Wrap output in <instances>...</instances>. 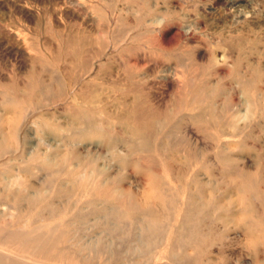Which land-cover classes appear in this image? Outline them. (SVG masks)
<instances>
[{
    "label": "rangeland",
    "instance_id": "1",
    "mask_svg": "<svg viewBox=\"0 0 264 264\" xmlns=\"http://www.w3.org/2000/svg\"><path fill=\"white\" fill-rule=\"evenodd\" d=\"M263 78L264 0H0V133L30 120L0 153L5 178L29 185L0 186V250L22 264H264ZM43 152L58 165L41 168ZM4 225L38 234L10 246ZM51 234L66 258L39 253Z\"/></svg>",
    "mask_w": 264,
    "mask_h": 264
},
{
    "label": "bare ground",
    "instance_id": "2",
    "mask_svg": "<svg viewBox=\"0 0 264 264\" xmlns=\"http://www.w3.org/2000/svg\"><path fill=\"white\" fill-rule=\"evenodd\" d=\"M81 1V0H80ZM235 1H238V0H235ZM240 1V0H239ZM102 7V6H101ZM233 10V9H232ZM247 20H242V21H238L237 23L238 24H240V25H243L244 24V22H246ZM253 21L251 20V23H252ZM237 24V25H238ZM236 61V60H235ZM94 65V64H93ZM234 65V64H233ZM254 71V70H253ZM255 72V71H254ZM90 73V72H89ZM244 73V72H243ZM252 73V72H251ZM262 74V73H261ZM84 75V74H83ZM256 75V74H255ZM259 75V74H258ZM257 75V76H258ZM262 76V75H261ZM238 77V76H237ZM83 78V77H82ZM244 78V77H243ZM255 78V77H254ZM261 78V77H260ZM252 79H253V77H252ZM264 79V78H263ZM257 82H258V80H257ZM78 84V83H77ZM76 84V85H77ZM239 83H237V85H238ZM250 84H251V81H250ZM249 84V85H250ZM252 84H254L253 82H252ZM70 85H71V83H70ZM240 85V84H239ZM255 85H256V83L254 84V87H255ZM252 86V85H251ZM25 91V90H24ZM249 92H247V96H248V98L250 99V102L249 103H251L250 104V109H249V115H251V119L253 120H251L252 122H254L255 121V123H256V116H257V114L260 112V107H259V103L257 102L258 100V98H257V96H256V94H255V92H254V88L253 87H249V90H248ZM256 91V90H255ZM91 94V93H90ZM263 94V93H262ZM261 94V95H262ZM258 95V94H257ZM194 96V95H193ZM193 98V97H192ZM24 99V98H23ZM249 99H247V100H249ZM260 100V99H259ZM208 101V100H207ZM192 102V101H191ZM204 102V101H203ZM190 103V102H189ZM79 104V103H78ZM205 104V103H204ZM71 105V104H70ZM214 105V104H213ZM163 106V105H162ZM183 106V105H182ZM107 107V106H106ZM202 107V106H201ZM49 110V109H48ZM103 110V109H102ZM263 110V109H262ZM50 111V110H49ZM7 112V111H6ZM45 112V111H44ZM263 112V111H262ZM248 113V112H247ZM78 114V113H77ZM261 114V113H260ZM263 114V113H262ZM48 115V114H47ZM95 115V114H94ZM103 115V114H102ZM196 115V114H195ZM3 116V115H2ZM76 116V115H75ZM197 116V115H196ZM195 116V117H196ZM230 116V115H229ZM27 117V116H26ZM25 117V118H26ZM105 117V116H104ZM111 117V116H110ZM185 117V116H184ZM2 118L3 117H1L0 116V121L2 120ZM24 118V119H25ZM47 118V117H46ZM49 118V117H48ZM85 118H88V117H85ZM122 118V117H121ZM186 118V117H185ZM230 118H231V116H230ZM261 118V117H260ZM24 119H17V120H15V121H11V123H10V126H9V130H10V133H8L9 134V136L7 135V137H5V135L4 134H1L0 133V153H3V152H5L6 151V148H8V147H10V145H8V140L10 139V135H18L20 132H21V130H23L24 128L26 129V127L28 126V124H30L29 123V119H26V120H24ZM41 119V118H40ZM34 120V119H33ZM39 120V119H38ZM44 120V119H43ZM74 120V119H73ZM83 120V119H82ZM236 119L234 118H232V120L230 119V122L233 124H231V126H232V128L231 129H233L234 130V128L236 129V121H235ZM22 121H24V122H22ZM46 121V120H45ZM48 121V120H47ZM46 121V122H47ZM88 121H89V118H88ZM114 121V120H113ZM116 121H118V119H116ZM229 121V120H228ZM8 122V121H7ZM36 122V121H35ZM46 122L44 123V125H46L47 126V124H46ZM123 122V121H122ZM121 122V123H122ZM83 123V122H82ZM9 124V123H8ZM20 124H23V125H20ZM88 124V123H87ZM101 124V123H100ZM109 124V123H108ZM116 124V123H115ZM122 124H124V123H122ZM238 124V123H237ZM43 125V126H44ZM91 125V124H90ZM254 125V124H253ZM70 126V125H69ZM84 126V125H83ZM102 126V125H101ZM111 126V125H110ZM115 126V125H114ZM129 126V125H128ZM154 126V125H153ZM234 126V127H233ZM5 127V126H4ZM50 127H52V125L50 126ZM124 127V126H123ZM250 127V126H249ZM261 127V126H260ZM86 128V127H85ZM98 129H99V127H97ZM101 128V127H100ZM150 128V127H149ZM44 129V128H43ZM43 129H40L39 131L40 132H42V133H45V131L43 130ZM49 129V128H48ZM88 129V128H87ZM133 130V129H132ZM131 130V131H132ZM228 130H229V128H228ZM238 130V129H237ZM240 130V129H239ZM243 130V129H242ZM253 130V129H252ZM1 131V130H0ZM97 131V130H96ZM130 131V132H131ZM232 131V130H231ZM5 132V131H4ZM129 132V131H128ZM235 132H236V130H235ZM238 132V131H237ZM86 133V132H85ZM92 133V132H91ZM98 133V132H97ZM127 133V132H126ZM156 133V132H155ZM7 134V133H6ZM47 134V133H46ZM144 134V133H143ZM44 135V134H43ZM113 135V134H112ZM146 135V132H145V134H144V136H143V140L144 141H146V139H144V137H146L145 136ZM216 135V134H215ZM214 135V136H215ZM229 135V134H228ZM158 136V135H157ZM157 136H154V137H157ZM217 136V135H216ZM227 136V135H226ZM142 137V136H141ZM141 137H140V139H141ZM80 138V137H79ZM153 138V137H152ZM215 138H217V137H215ZM143 140H141V141H143ZM15 141H17V140H15ZM140 141V140H139ZM140 141V142H141ZM143 141V142H144ZM220 141V140H219ZM79 142V141H78ZM147 142V141H146ZM232 142V141H231ZM236 142V141H235ZM237 143V142H236ZM82 144V143H81ZM142 144V143H141ZM225 144H227V143H225ZM223 145V144H222ZM221 145V146H222ZM229 145V144H228ZM240 145V144H239ZM59 147V146H58ZM171 147V146H170ZM186 148V147H185ZM222 148H224V147H222ZM231 148V147H230ZM218 150V149H217ZM220 150V149H219ZM233 150V149H232ZM10 152V151H9ZM71 152V151H70ZM162 152V151H161ZM189 152V151H188ZM220 152H223L222 150L220 151ZM6 153H8V152H5L4 154H6ZM23 153V152H22ZM44 153V152H43ZM67 153V152H66ZM3 154V155H4ZM190 154V153H189ZM38 155V156H37ZM36 155V157L38 158V161L36 160V162H38V164L40 163V166H41V168L43 167V169H47V168H49V167H51V166H54V165H58V162H56V160H53L52 159V156H50V154H37ZM59 155V154H58ZM199 155V154H198ZM220 155V154H219ZM189 156H191V154L189 155ZM233 156V155H232ZM2 157V156H1ZM158 157H160V155L158 156ZM5 159V158H4ZM160 161H161V164H162V172L165 174L164 176H166V175H168V174H166V171L168 170V165L169 164H167L168 162L166 161V160H164V158L162 157H160ZM6 160H7V158H6ZM62 160V159H61ZM222 160V159H221ZM11 161V160H10ZM65 161V160H64ZM63 161V162H64ZM68 160H66V162H67ZM4 162V161H3ZM35 162V163H36ZM62 162V161H61ZM6 163V162H5ZM4 163V164H5ZM33 163V162H32ZM65 163V162H64ZM0 164H1V161H0ZM7 164V163H6ZM37 164V165H38ZM80 164V163H79ZM226 164V163H225ZM31 165V164H30ZM29 165V166H30ZM157 165V164H156ZM3 166V165H2ZM6 166H8V165H6ZM19 167H21V166H19ZM18 167V168H19ZM31 167V166H30ZM34 167V166H33ZM37 167V166H36ZM91 167V166H90ZM2 168V167H1ZM26 168V167H25ZM40 168V169H41ZM20 169H23V168H20ZM50 169V168H49ZM48 169V170H49ZM205 169H206V167H205ZM34 170H35V168H34ZM80 170V169H79ZM79 170H77V172L79 171ZM4 171V170H3ZM2 170H0V186H3V188L5 187V189H7L8 191H10V192H14L15 193V186H17L16 187V190L18 189V186H20L19 188H20V190H23L22 189V187L24 188V189H26L25 187L26 186H28L29 187V185L27 184V182H25L26 181V179H20V178H17V179H15V177H13L14 179H15V181L13 182V180H10V181H8L6 178H5V174L4 173H6L7 171H8V173H10V170L7 168V170H5L4 172H3ZM20 171V170H19ZM169 171V170H168ZM25 172V171H24ZM35 172H37V170L35 171ZM7 173V174H8ZM28 173H29V171H28ZM6 174V175H7ZM10 174H12V171H11V173ZM160 174V173H159ZM29 175V174H28ZM194 175H196V174H194ZM208 175V174H207ZM8 176H12V175H8ZM20 176V175H19ZM89 177V176H88ZM88 177H85L86 178V180H85V178L84 179H81L80 181L82 182V183H84L83 185L85 186L86 185V183L88 182ZM167 177V176H166ZM75 178H76V176H75ZM80 178V177H79ZM78 178V179H79ZM88 178V179H87ZM168 178V177H167ZM11 179H12V177H11ZM77 179V178H76ZM8 182H7V181ZM25 180V181H24ZM167 180V179H166ZM12 181V182H11ZM77 181V180H76ZM75 181V182H76ZM90 181V180H89ZM168 181H171L170 180V178H168ZM173 181V180H172ZM33 182V181H32ZM63 182V181H62ZM167 182V181H166ZM200 182V181H199ZM1 183H3V184H1ZM168 183V182H167ZM88 184V183H87ZM169 184H170V182H169ZM81 185V184H80ZM25 186V187H24ZM59 186V185H58ZM82 186V185H81ZM80 186V187H81ZM57 187V186H56ZM60 187V186H59ZM66 187H67V185H66ZM76 187V186H75ZM79 187V186H78ZM79 187V188H80ZM97 187V186H96ZM64 188H65V186H64ZM85 188V187H84ZM204 188V187H203ZM72 189V188H71ZM87 189V188H86ZM84 190V189H83ZM24 191V190H23ZM27 191V190H26ZM7 192V191H6ZM6 192H4L5 194L4 195H6ZM18 193H19V191H17ZM73 192V191H72ZM200 192V191H199ZM3 193V192H2ZM102 194H104V190L101 192ZM107 193H109L108 191H107ZM113 193V192H112ZM8 194L10 195L11 193H9L8 192ZM13 194V193H12ZM33 194H36V192H34ZM27 195V194H26ZM100 195V194H99ZM112 196V194H108V196ZM116 195V194H115ZM201 195V194H200ZM14 196V195H13ZM40 196H41V193H40ZM98 196V195H97ZM102 196V195H101ZM104 196V195H103ZM106 197H108L107 195H105ZM117 196V195H116ZM202 196V195H201ZM200 196V197H201ZM7 197H9L8 195L6 196V198ZM24 197V196H23ZM26 197V196H25ZM25 197L24 198H21V199H23V201L25 202L26 200H25ZM32 197H34V195H32ZM4 199H5V197H4ZM8 199V198H7ZM11 199V198H10ZM20 199V200H21ZM32 199V198H31ZM118 199V198H117ZM19 200V199H18ZM37 200V199H36ZM114 200V199H113ZM3 201V200H2ZM34 201V200H33ZM15 202V201H14ZM19 202V201H18ZM28 202V201H27ZM37 202V201H36ZM119 203H120V201H119ZM214 203H216L215 201H214ZM210 204V203H209ZM93 205V204H92ZM123 206H125L124 204H122ZM28 206V205H27ZM185 206V205H184ZM26 207V206H25ZM239 207V206H238ZM29 208V207H28ZM217 208V207H216ZM211 209H212V206H211ZM213 209H214V207H213ZM223 209H224V207H223ZM237 209V208H236ZM3 210V209H2ZM78 210V209H77ZM220 211V210H219ZM225 211H226V209H225ZM216 212V211H215ZM227 212H229V211H227ZM231 212V211H230ZM177 213V212H176ZM207 214V213H206ZM217 214V213H216ZM220 214H221V212H220ZM219 214V215H220ZM224 215V214H223ZM4 216V215H3ZM228 216H230V215H228ZM226 217V216H225ZM232 217V216H231ZM55 218V217H54ZM61 218V217H60ZM234 218V217H233ZM225 219V218H224ZM223 219V220H224ZM232 219V218H231ZM242 219V218H241ZM3 220V219H2ZM222 220V221H223ZM186 221V220H185ZM232 221V220H231ZM240 221V220H239ZM224 222V221H223ZM228 222V221H227ZM237 222H238V220H237ZM2 223H3V221H2ZM225 223H226V220H225ZM228 223H230V222H228ZM235 223V222H234ZM223 224V223H222ZM237 224V223H236ZM213 225V224H212ZM225 225V224H224ZM238 225L240 226V224L238 223ZM237 225V226H238ZM5 226V225H4ZM9 226V225H8ZM146 227H148L147 225H145ZM231 226V225H230ZM242 226V225H241ZM251 226V225H250ZM141 227V226H140ZM225 227V226H224ZM0 228H1V226H0ZM236 228V227H235ZM142 229V228H141ZM40 230V229H39ZM225 230V229H224ZM229 230V229H228ZM35 231V230H34ZM32 232L31 233V231H30V233H31V235H35V234H38L37 232ZM58 231V230H57ZM143 231V230H142ZM227 231V230H226ZM249 231V230H248ZM251 231H253V230H251ZM250 231V232H251ZM2 232V242H5V244H8V245H17V244H24V243H26V242H29L30 241V243L32 242H34L33 240H34V237L32 236L31 237V235L29 234V235H27V234H24L23 232H21V233H16V232H12L11 230H9V228L7 227V226H5L4 228H3V231H1ZM39 232V231H38ZM33 233H35V234H33ZM48 233V232H47ZM47 233H45V235L47 234ZM190 233V232H189ZM262 233V232H261ZM258 234V233H257ZM260 234V233H259ZM40 235V234H39ZM43 235V234H42ZM183 235V234H182ZM50 239L48 240L47 238H45V239H47V241H45V242H40V244H39V246H38V248L36 247V245L34 246V248L36 249H39V247L41 248L40 250H39V253L41 254V253H43L44 252V256H45V253H47V252H53V251H55L56 252V256H58L61 260L62 259H64V258H66V254L64 253V252H62V251H58V250H56V247H57V244L58 243H60L59 242V240H61L60 238H59V236H57V239L58 240H56V241H58V243L56 244V242L55 241H53V240H51V238H53V239H55V237H52V236H54L53 234H51V235H47ZM61 236V235H60ZM238 236H240V235H238ZM253 236V235H252ZM40 237H42V238H44V235L43 236H40ZM230 237H231V235H230ZM263 237V236H262ZM1 238V237H0ZM220 238V237H219ZM248 238V237H247ZM255 238V237H254ZM221 239L223 240V237H221ZM262 239V238H261ZM182 240H183V238H182ZM217 240H219V239H217ZM244 240V239H243ZM250 240V239H249ZM248 240V241H249ZM259 240V238H255V242H257ZM200 241H201V239H200ZM228 241V240H227ZM234 241V240H233ZM262 241V240H261ZM36 242V241H35ZM192 242V241H191ZM194 242V241H193ZM192 242V243H193ZM196 242V241H195ZM194 242V243H195ZM199 242V241H198ZM214 242V241H213ZM213 242H211V243H213ZM230 242V241H229ZM251 243H252V240L250 241ZM208 243V242H207ZM248 243V242H247ZM246 243V244H247ZM190 244V243H189ZM195 244H197V243H195ZM200 244V243H199ZM205 244V243H204ZM224 244V243H223ZM262 244L264 245V242H262ZM261 244V246H263ZM34 245V244H33ZM32 245V246H33ZM146 245V244H145ZM191 245H193V244H191ZM18 246V245H17ZM27 247V246H26ZM194 247V246H193ZM252 247H253V245H252ZM257 247V246H256ZM20 248V247H19ZM24 248H25V246H24ZM59 247H57V249H58ZM189 248V247H188ZM198 248V247H197ZM245 248V247H244ZM261 248V247H260ZM34 249V250H35ZM228 249V248H227ZM255 249V248H254ZM25 250H26V248H25ZM28 250H30V248H28ZM43 251V252H40V251ZM60 250V249H59ZM263 250H264V246H263ZM32 251V250H31ZM36 251V250H35ZM200 251V250H199ZM33 252V251H32ZM51 252V253H52ZM62 252V253H61ZM141 252V251H140ZM206 252V251H205ZM264 252V251H263ZM51 253H50V255H51ZM64 253V254H63ZM258 253V252H257ZM203 254H204V252H203ZM258 255V254H257ZM68 256V255H67ZM199 257V256H198ZM200 257H201V255H200ZM20 258V257H19ZM19 258L18 259H16V258H12L11 256H9V254H7V253H5V252H3L2 250H0V264H22V263H18V261H19ZM38 258V257H37ZM258 258V257H257ZM42 259H44V258H42ZM46 259V258H45ZM55 259V258H54ZM31 260H32V258H31ZM67 260V259H66ZM65 260V261H66ZM27 262H28V260H26ZM43 261V260H42ZM46 261V260H45ZM59 261V260H58ZM53 262V261H52ZM51 262V263H52ZM61 262V261H60ZM257 262V261H256ZM263 262V261H262ZM24 263H25V261H24ZM29 263V262H28ZM27 263V264H28ZM36 263V262H35ZM38 263V262H37ZM36 263V264H37ZM198 263V262H197ZM196 263V264H197ZM50 264V263H49ZM52 264H55V263H52ZM62 264V263H61Z\"/></svg>",
    "mask_w": 264,
    "mask_h": 264
}]
</instances>
